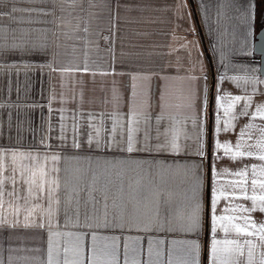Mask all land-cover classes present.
Wrapping results in <instances>:
<instances>
[{
  "label": "crops",
  "instance_id": "0c3cea01",
  "mask_svg": "<svg viewBox=\"0 0 264 264\" xmlns=\"http://www.w3.org/2000/svg\"><path fill=\"white\" fill-rule=\"evenodd\" d=\"M0 12V264H49V233L51 264H74L80 247L84 264H103L111 259L104 247L111 240L102 237H119L116 264H182L184 246L171 241L191 239L201 245V264H210L213 183L224 189L215 212L226 217L217 222L220 257L234 255V245L223 241L238 240L243 264H249V250L251 264H261L264 244L257 228L264 212L238 209L252 206L239 194L241 181H247L249 196L261 194L264 161H232L222 151L217 161L212 141L218 114L222 129L230 122L218 139L233 152L238 141L241 151L253 153L264 143V119L239 115L245 103L252 114L264 105L263 55L256 51L264 0H3ZM24 65L32 70L25 72ZM217 96L223 105L218 113ZM133 129L136 148L152 151H126ZM198 132L204 157L193 154ZM173 136L179 152L165 147ZM213 165L232 174L213 181ZM245 167L246 177L234 175ZM197 177L203 180L199 237L167 231L169 221L177 226L186 219ZM32 178L29 196L25 181ZM37 185H43L39 192ZM157 200L160 216L145 231V214ZM133 204L136 219L128 215ZM246 215L257 228L238 236L232 225L243 220L233 217ZM159 223L165 230H157ZM138 239L139 245L132 243ZM149 239L164 244L150 252Z\"/></svg>",
  "mask_w": 264,
  "mask_h": 264
},
{
  "label": "snow or ice",
  "instance_id": "6c2138e0",
  "mask_svg": "<svg viewBox=\"0 0 264 264\" xmlns=\"http://www.w3.org/2000/svg\"><path fill=\"white\" fill-rule=\"evenodd\" d=\"M3 0H0V3H2ZM16 9L13 8L12 12H15ZM5 13L0 12V19H2L4 17ZM261 27L264 28V18H262L261 20ZM3 66L0 65V68H2ZM16 67V66H13ZM24 70L25 72L32 70V66L31 65H24ZM85 71H87V67H85ZM223 79V78H222ZM235 79V78H233ZM221 97L217 96L216 98V110L217 113L219 112V109L221 107H223V105H221L220 103ZM234 102H239L241 100V97L236 96L233 98ZM250 102L249 103H245L241 109V111L239 112L240 116H250L252 120H255L257 117L264 119V105H260L256 108L255 113L252 114L249 112V108H250ZM231 107V106H230ZM228 112L227 110L225 111V115H227ZM237 116H233L232 119L235 120L237 119ZM229 125L230 122H225V126L223 127V129L221 128V120L219 115L217 114L216 116V120H215V128H214V134H213V141H212V152L215 154L214 158L215 160L219 161L220 159H222V157L219 155V153L222 151L224 154V157H227L228 159L232 160V161H236L237 159H242L245 156L247 157H253L256 156L260 161H264V143H262L261 146V151L259 153H253L252 151H241V143L240 141L237 142L236 144V151L233 152L232 149V145L228 142H224L221 143L218 139L219 134L221 131H225L227 132L229 130ZM252 124H249L247 127H252ZM262 134H264V128L261 129ZM135 132V129L130 130L128 138H127V148L126 151L129 153H132L134 151L137 150H141V151H152V149L150 147H148L147 145L143 148V149H137L136 145H135V139H134V135L133 133ZM245 131L241 130V137H243L245 135ZM249 139H251V134L249 133ZM203 136V132H198L197 136H196V140H195V144H196V149L195 152L193 154L199 155L201 157L205 156V152H204V142L201 139ZM177 137L173 136L171 141H168L165 145V147H171L173 152H179L181 151V146L179 144H177L176 142ZM248 148H252L253 145H247ZM157 150H159V148H157ZM13 155H15V153H13ZM23 155V154H21ZM53 160L57 159V157H53ZM193 167H202V165H194ZM212 172H213V181L216 180L217 176L220 175H231L232 173L229 172V170L227 168L223 169L222 171H217L215 169V166H212ZM252 173L253 176L256 173V168L253 167L252 168ZM260 174L261 176H264V166L260 167ZM23 176V173L21 174ZM234 175L239 176V177H246L248 175V169L247 167H245L244 169L237 171L234 173ZM14 179V178H13ZM26 183L30 184L29 187V196L32 195V187L31 184L35 183L34 178L30 179L29 181H25ZM53 183H55L53 181ZM247 183V181H241L240 182V196L244 199H250L252 201V206L251 208H244L242 205L239 206V211H243L245 213H249L251 211H255L257 209H259V211L264 212V181H262L260 183V188L262 190L260 195H255L252 194L251 196L248 195V189L245 187V184ZM257 186V180L256 179H252L251 180V184L250 187L253 191V193L255 192ZM58 187V185H57ZM3 188H4V181L0 180V196H3ZM38 188V192L39 190L43 189V185H37ZM202 190H203V180L200 177H197L196 179V184L195 187L193 189V196H192V203H191V207L190 210L186 216V219L184 221H182L179 225L177 226H173L171 224V222L169 221V227L166 229L169 232H174V231H180L181 233H189L192 234L195 237H199L200 232H201V227H202V204H201V198H202ZM37 192V199H39V194ZM11 195V194H10ZM91 195V193H90ZM162 195V194H161ZM233 195H235V189H233ZM224 196V189L221 187H218L216 183H213L212 188H211V195H210V212H211V234H212V241H211V246H210V253H209V258H210V264H243V261L241 259H239L240 257L243 256V251L241 248L240 243L238 242V240H226L223 241V243H227L230 245H234V249H230V253H233L234 255H230L228 259H222L219 255V248L218 246L222 243V241L216 239V234H217V222L218 221H223L226 219V217L224 216H220L217 217L215 215L216 212V206L218 204V202L220 201L221 197ZM49 204L51 203L52 200V195H51V191L49 192V195L47 197ZM102 199H104L105 201L107 200V196L106 195H102ZM25 203H27L28 201V197L24 198ZM95 203H99V201H95ZM131 203V202H130ZM0 207H2V203H0ZM105 209H107L108 205L107 203H105L104 205ZM138 210L136 209L135 204H133V210L132 212L128 213V215L130 217H132L133 219H136V212ZM151 214H145V231H150L152 230V225L153 223L156 222V218L160 216L161 213V205L159 203V200H157L154 203V207L150 210ZM107 211H105V216H107ZM126 214V206H122L121 211L119 213V218L120 219H124V216ZM29 215H31V212H29ZM48 226L51 227L52 225V220H51V216H52V211L49 208L48 210ZM27 218V217H26ZM233 219H242L243 220V224L242 225H237V224H233L232 228L235 230L236 234L239 236L240 234H243L245 237L247 236H251L253 235V233L251 231H249V228H257L256 224L250 219L249 216H243V217H233ZM4 220L2 217H0V223H3ZM67 214H66V220H65V224H67ZM27 226V225H25ZM39 227L43 228L45 225L44 224H40L38 225ZM105 227H123L122 224H117V225H109V224H105ZM157 230H165L163 223H159ZM223 231L227 234L229 232V229L227 227L223 228ZM257 231L259 233V239L261 244H264V224L259 225V227L257 228ZM57 235H59V233H56ZM51 235L52 233H49V264H51ZM67 235L71 236V233H67ZM76 241L79 242V244L82 246L83 244V240H84V236L83 234H78L75 236ZM98 237L93 235L92 236V241L93 244L95 245V242L97 241ZM100 239H103L105 241L111 240L110 244H105V249H110L111 251L109 253H106L107 255L111 256L110 260H106L103 262V264H116V249H117V245H118V241H119V237H102ZM135 245H139L140 241L139 239L136 241L132 242ZM244 243L248 244L251 246L252 242L251 240H247L245 239ZM148 244H149V251L151 252L152 250V246L154 244H158V245H163L164 241L163 240H152L149 239L148 240ZM172 245H183V252H184V259L182 260V264H201L200 262V257H201V245L198 242V239H191V240H172L171 241ZM128 249V245L126 244L125 246V251L127 252ZM137 248H133V251H137ZM160 253H157V255H159ZM171 255V253H170ZM77 256L79 257V259H77L74 264H84V260H83V251H82V247H80L77 250ZM251 257H252V252L251 250H249L248 253V261L249 264H251ZM65 264H68V261L65 260ZM127 264V261H126ZM133 264H140L139 260H134ZM167 264H173L172 260L169 259ZM261 264H264V260L261 261Z\"/></svg>",
  "mask_w": 264,
  "mask_h": 264
},
{
  "label": "water",
  "instance_id": "95a60500",
  "mask_svg": "<svg viewBox=\"0 0 264 264\" xmlns=\"http://www.w3.org/2000/svg\"><path fill=\"white\" fill-rule=\"evenodd\" d=\"M256 51L263 55V68L262 73L264 74V29L258 34V41L256 43Z\"/></svg>",
  "mask_w": 264,
  "mask_h": 264
}]
</instances>
